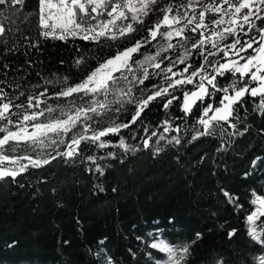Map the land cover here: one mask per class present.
Segmentation results:
<instances>
[{
	"label": "trees",
	"instance_id": "1",
	"mask_svg": "<svg viewBox=\"0 0 264 264\" xmlns=\"http://www.w3.org/2000/svg\"><path fill=\"white\" fill-rule=\"evenodd\" d=\"M3 12L10 15L7 8ZM28 13L34 14L28 16ZM36 13L38 0H25L23 9L13 16L15 23H5L12 31L0 37V80L5 79L7 73V81L18 83L20 88L8 87V83L0 87L9 97L19 96L16 104L25 105V108L12 109L17 113L11 117L14 123H18L20 113L29 111L27 93L39 95L47 87V96H51L59 90L60 85L55 89L44 85L37 71L53 80L67 76L68 83L75 85L99 62L114 55L117 45L126 47L146 35V32L134 35L115 44L103 39L100 44L78 38L45 39L39 34ZM149 50L153 53L155 49L149 46ZM168 53L170 58L174 56ZM81 56L86 63L77 69L74 61ZM220 56L221 53L209 59L216 60ZM190 62L196 66L204 61L193 51ZM4 64L9 68L4 69ZM183 67L179 65L174 71ZM16 68L20 71H13ZM160 80V76H153L146 84L151 86ZM38 81L42 87L33 90L31 85ZM186 87L191 89L192 85ZM20 91L26 95L20 96ZM135 94L139 95L138 90ZM176 95L181 96V93ZM47 96L40 99L62 106V102L73 98L54 101ZM210 102L217 105L215 97ZM259 103V96L246 95L245 104L234 114L239 120L230 121L236 128L224 124L223 136L218 133L215 137H200L188 143L197 131H202L197 123L201 110L194 107L192 114L185 116L179 102L174 101L168 110L169 119L154 102L143 123H137L131 130L123 129L118 136L102 138L108 142V147L100 149L89 144L85 148L83 155H94L95 163L81 157L69 160L58 156L57 152L67 150L71 133L63 137L64 144L50 148L43 155L44 159H50L49 164L40 168L29 166L17 177L19 184L10 178L0 181V264H106L109 258L113 264H159L165 261L166 254L148 247L155 242L154 237L179 246L195 239L197 232L202 233V238L191 246L186 264H208L209 259L216 256L227 264H258L257 258L264 255V247L248 236L246 217L255 209L253 200L264 197V115L255 110ZM40 106L43 107V103ZM125 107L128 112L120 116L117 123L130 119L134 105ZM119 115L109 113L103 118L96 117L99 123H88L92 129L99 130L108 127ZM47 120L42 116L36 122ZM165 120L169 121L167 132L164 131ZM4 124L6 122L0 121V125ZM144 125H149L147 131ZM7 126L15 129L13 125ZM245 126L247 131H244ZM152 132L156 135L151 136ZM236 132L244 134L235 135ZM161 134L165 139H160ZM3 135L0 133V137ZM149 136L150 147L145 149L143 140ZM120 137L137 150L121 149ZM172 137L180 138L181 143H169ZM221 143L226 150L217 152ZM156 148L163 150L154 155ZM18 152L35 155L33 151H25L23 145ZM52 156L56 158L51 159ZM97 166L104 169V175L95 171ZM225 192L230 193L234 203L229 202ZM255 224L258 231L264 227V216ZM232 229L236 230V235L229 239L227 232ZM148 253L156 259H149Z\"/></svg>",
	"mask_w": 264,
	"mask_h": 264
},
{
	"label": "snow or ice",
	"instance_id": "2",
	"mask_svg": "<svg viewBox=\"0 0 264 264\" xmlns=\"http://www.w3.org/2000/svg\"><path fill=\"white\" fill-rule=\"evenodd\" d=\"M159 2L160 0H38L36 14H38L39 34L45 39L67 41L69 38H78L94 44H100L103 39L115 44L118 40L134 35L145 32L146 35H142L140 39H136L126 47L120 48L117 45L115 54L99 62L98 66L78 84L70 85L67 76L53 80L39 71L36 72L44 85L53 89L58 85L60 87L51 96H47V87L39 95H35L34 92L27 93L26 108H39L42 103H46V100H41L40 96L60 99L82 93L83 96L92 97L78 107L75 106V101H72L74 113L72 108L48 105L39 112L20 113L18 123H14L11 117L17 113L12 109L25 108V105L16 104L15 100L19 99V96L9 97L4 88L0 87V121L6 122L0 125V133H4L0 137V181L10 178L13 183L19 184L17 177L25 173L29 166L40 168L50 163V159H32L29 155L12 157L6 153L19 151L21 145L24 146L25 151H30L64 144L63 137L69 136L70 133L67 150L57 152V155L69 160L81 157L82 160L95 163L97 158L94 155H83L85 148L89 144L96 145L100 149L108 147V142L102 138L118 136L123 129L131 130L137 123H143L154 102L165 111L166 115H169V119L171 116L168 110L173 106L174 101L179 102L180 111L185 116L192 114L194 107L201 110L197 123L202 126V131H197L188 143L200 137H215L218 133L223 136L224 124L236 128V124L230 121L239 120V116L234 114L238 107L245 104L246 95L253 98L259 96L260 103L255 110L264 115V0H207V2L187 0L186 3L179 5H174L169 0L163 8L156 9L155 5ZM24 3L25 0H0V16H3V20H0V37H5L12 31L10 27L5 26V23H15L13 16L23 9ZM5 8L10 15H4ZM156 11L162 12L163 15L158 17L153 25L136 27L138 24L144 26L146 18ZM257 21L261 23L257 24ZM174 39L178 41L177 44L172 42ZM153 41L157 43L153 45ZM149 46L156 48L155 53L149 50ZM141 49L145 50L141 51ZM193 51L203 59V63L194 66L190 62ZM167 52H172L174 56L170 58L164 55ZM220 53L222 56L219 59H209ZM137 56L142 59L136 58ZM166 60L168 63L161 67ZM221 60L224 62L222 63ZM26 63L32 66L31 62L26 61ZM85 63V58L81 56L74 61V67L80 69ZM179 65L184 67L174 71ZM3 68L8 69L9 65L4 64ZM149 68L158 71L150 72ZM13 71L19 72L20 69L16 68ZM115 73L120 75L116 76ZM53 76L57 74L53 73ZM153 76H160L161 80L149 86L146 81L150 82ZM5 83H8V87L20 88L18 83L7 81V73L5 79L0 80V85ZM140 85L143 87H138ZM187 85H192V88L189 89ZM40 87L42 85L39 81L31 85L33 90ZM136 90L139 95L135 94ZM177 92L181 93L182 99L181 96L176 95ZM19 95L26 94L20 91ZM97 96H103L104 99H96ZM110 96L112 99H109ZM214 97L217 100L215 106L210 102ZM126 105H134L131 117L127 121L121 119L117 123L116 120L128 112ZM45 112L49 114L47 122H35L40 121V117L44 116ZM56 112L60 115H52ZM109 113L120 115L112 119L111 124L106 128L102 127L99 130L91 128L88 121L99 123L95 118H103ZM30 121L35 122L31 124V131L28 128ZM168 122V120L163 122L165 132L169 130ZM7 125H13L16 130H10ZM78 125L80 128L76 130ZM148 127L149 125H144V130L147 131ZM247 130L245 126L244 131ZM243 134V132L235 133V135ZM155 135L156 132L151 133V136ZM151 136L143 140L145 149L150 147ZM160 139H165L163 134L160 135ZM168 142L179 145L181 140L172 137ZM118 146L125 152L137 150L126 145L123 137H120ZM162 150L156 148L154 155H158ZM225 150L223 143L216 149L217 152ZM108 155L115 158L112 153ZM55 158V156L51 157V159ZM21 160H27L28 163L22 164ZM5 162L12 166L5 167ZM252 163L255 165L256 161ZM95 171L104 175V169L100 166H97ZM113 191L115 192L116 189L113 188ZM224 195L228 197L229 202H235L230 193L225 192ZM253 203L257 205L256 211L246 217L249 225L248 236L254 243L264 247V227L258 231L255 224L260 216H264V197H256ZM235 235V229L227 232L229 239ZM201 238L202 233L197 232L195 239L189 243L172 246L154 237L155 242L150 243L148 247L167 254V264H186L191 246ZM137 239L141 238L137 237ZM147 255L149 259H156L151 253ZM257 259L258 264H264V255ZM106 264H113L111 258ZM208 264H227V262L222 257L216 256L210 258Z\"/></svg>",
	"mask_w": 264,
	"mask_h": 264
},
{
	"label": "rangeland",
	"instance_id": "3",
	"mask_svg": "<svg viewBox=\"0 0 264 264\" xmlns=\"http://www.w3.org/2000/svg\"><path fill=\"white\" fill-rule=\"evenodd\" d=\"M169 2V0H160V2L157 4V5H155V8L156 9H160V8H163L164 7V5L165 4H167ZM171 2L174 4V5H179V4H181V3H186L187 2V0H179V1H174V0H171ZM205 2H207V0H205ZM181 11H183V9H181ZM197 11H199V8H197ZM162 15H163V13L162 12H160V11H156V12H154L153 14H151L148 18H146V20H145V25L144 26H142V25H136V27L137 28H141V27H147V26H151V25H153L155 22H156V20H157V18L158 17H162ZM93 23H95V21H93ZM126 39V38H125ZM111 43H112V41H110ZM174 44H177L178 43V41L176 40V39H174L173 41H172ZM157 42L155 41V44H156ZM154 52L153 53H155V51H156V48L154 47ZM181 51L183 50V49H180ZM164 55H167V56H170V54L167 52V53H164ZM140 59H142V57L140 58ZM165 63H167L168 61L166 60V61H164ZM150 69H152V68H149V70ZM114 75H116V76H119L120 75V73H115ZM137 75H139V73H137ZM255 86V85H254ZM81 96H83V94L81 93V94H73V98L72 99H70V100H67V101H65V102H62V103H64V107L67 109V108H72L73 109V113H74V111H75V108L73 107V104H72V101H75V106L76 107H78V106H80V105H82V104H84V102L85 101H89V100H91L92 99V97L91 96H83V99H81ZM68 98H70V97H68ZM96 99H99V100H103L104 99V97L103 96H97V97H95ZM109 99H112V97L110 96L109 97ZM54 101H56L57 99H53ZM50 104H52V103H50V102H47V103H43V105L45 106H40L39 108H33V109H28L29 111V113L30 112H33V111H36V112H39L42 108L43 109H46V107L48 106V105H50ZM86 106V105H85ZM52 115H54V116H59L60 115V113L59 112H56V113H54V114H52ZM89 115H91V113H89ZM43 117H45V118H49V114L47 113V112H45V115L43 116ZM36 122V121H35ZM35 122H32V121H30V122H28V128H29V131H31L32 129H31V124L32 123H35ZM47 122V121H46ZM83 122V121H82ZM81 122V123H82ZM79 128H80V125H78L77 126V129L76 130H79ZM16 130V128L15 129H13L12 131H15ZM55 138V137H54ZM55 146H51V147H46L45 149H43V150H41V149H39V148H36L35 150H30V151H33L34 153H35V155H30V154H26V153H20V152H8V154L7 155H9V156H12V157H15V156H20V155H29L31 158H33V159H44L43 158V155L47 152V151H49L50 150V148H54ZM20 163H22V164H27L26 163V160H21L20 161ZM4 166L5 167H11L12 165H10V164H8V163H6L5 162V164H4ZM256 208H257V205H255V209H254V211L253 212H255L256 211ZM252 212V213H253ZM248 227H249V225H248ZM159 264H167V254H166V259H165V261H163V262H161V263H159Z\"/></svg>",
	"mask_w": 264,
	"mask_h": 264
},
{
	"label": "built area",
	"instance_id": "4",
	"mask_svg": "<svg viewBox=\"0 0 264 264\" xmlns=\"http://www.w3.org/2000/svg\"><path fill=\"white\" fill-rule=\"evenodd\" d=\"M222 54V53H221ZM33 159V158H32ZM28 161L26 160V163H27ZM7 163V162H6Z\"/></svg>",
	"mask_w": 264,
	"mask_h": 264
}]
</instances>
